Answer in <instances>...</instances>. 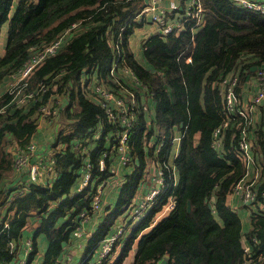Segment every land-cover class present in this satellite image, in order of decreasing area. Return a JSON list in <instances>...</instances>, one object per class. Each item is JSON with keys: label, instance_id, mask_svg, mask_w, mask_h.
I'll use <instances>...</instances> for the list:
<instances>
[{"label": "trees", "instance_id": "16d2710c", "mask_svg": "<svg viewBox=\"0 0 264 264\" xmlns=\"http://www.w3.org/2000/svg\"><path fill=\"white\" fill-rule=\"evenodd\" d=\"M200 1L203 22L195 32L190 31L193 21L178 32H153L137 55L130 42L142 24L134 16L144 0H0V264L23 253L27 233L32 245L25 264H63L72 231L81 224L79 214L90 207L95 189L88 184L76 191L81 168L89 161L97 166L114 135L110 132L125 125L123 116L130 127L125 154L131 167L122 168L117 201L104 208L103 222L87 229V251L94 252L137 192L152 187L148 163H160L177 135V154L172 163L167 159L177 183L168 178L161 198L174 195V210L150 225L159 209L153 205L101 264H122L131 249L129 264L162 259L166 264H264V259L256 260L264 248V211L251 214L245 236L258 242L245 253L240 218L226 202L246 170L238 148L241 126H248L252 157L261 166L256 202H264V120L245 124L240 116L225 114L223 96L228 78L236 76L238 100L257 68L264 67V15L234 0ZM59 36V48L17 80L25 64ZM113 61L117 68H127L131 79L126 83L120 78L134 95L132 102L128 95L123 98L128 105L123 112L94 90L100 84L121 93L108 76ZM102 102L110 104L115 120ZM49 103L56 110L50 123L58 127L42 152L53 151L57 177L46 188L32 190L30 185L24 191L25 175L14 172V153L8 147L24 146L33 138L39 109ZM217 127L219 145L214 147ZM78 141L87 144V153L75 148ZM159 145L164 146L156 152ZM148 168L150 182L145 181ZM38 236L46 239L40 261Z\"/></svg>", "mask_w": 264, "mask_h": 264}, {"label": "built area", "instance_id": "2783aa9c", "mask_svg": "<svg viewBox=\"0 0 264 264\" xmlns=\"http://www.w3.org/2000/svg\"><path fill=\"white\" fill-rule=\"evenodd\" d=\"M161 0H144V5L137 11L134 19L137 21H150L154 24L155 30L161 35L168 34L172 31H181L184 28V24L187 21H193L194 23L190 27L192 29L198 28L203 22V6L200 0H179L181 6H183L184 12L180 17V20L173 21L168 18V9L166 7H159L158 4ZM239 6L257 12L264 15V2L257 0H234ZM63 36L57 37L51 43L43 48L41 52L34 55L29 60L24 68L20 72V76L17 80L26 77L33 67L46 55L54 53L60 46ZM92 72V71H91ZM129 71L127 68H117L116 61L109 67V77L119 88L121 93H115L112 89L103 88L100 84L95 85L94 90L97 95L100 94L106 100L110 102L112 106L119 109L121 112L127 109L128 105L124 106V99L127 95L130 96L131 102L133 101L134 95L129 91L124 83L120 81V78L124 79L125 82H130ZM96 79L102 82V78L96 74ZM236 76L228 78V85L224 91V103H225V114L230 113L240 116L243 118L245 124H253L255 117L259 110H264V67H259L254 74L255 89L250 96L248 103L238 105L237 97L234 93L233 86L236 83ZM131 80V79H130ZM124 98V99H123ZM110 104L102 102L101 105L107 108V112L111 120L114 119L113 112L111 111ZM56 113L55 108L49 103L40 107L39 109V120H47L50 122L49 117H54ZM125 122V125L117 126L113 132H110L113 137L108 140L105 144V149L102 151L101 156L98 158L97 166L89 161L85 162V165L81 168V180L76 188V191L82 190L92 181L95 182V189L90 202V207L87 210L80 212L79 219L81 224L78 225L73 231L72 236L74 238H81L85 232V222L90 220L94 213L98 211L103 201V191L105 190L106 179H104L100 172L106 170L108 174H113L114 168L112 167V158H117L118 165H126L130 163V157L125 154L127 148V139L130 131L129 123L125 121V117L121 118ZM39 122V121H38ZM52 124V123H51ZM55 128V122H53ZM226 121L221 126H224ZM220 126V127H221ZM220 127H217L213 132V146L216 147L219 144V131ZM248 126H241V136L238 142V148L241 152V159L245 166L244 175L235 183L232 187L231 193L237 194L240 198V203L243 204L249 214L255 211H264V202H256L257 189L261 182V166L255 162L252 157V139L250 133H248ZM110 138V136H108ZM179 136H174L170 139V145L166 149L164 157L160 163H153L157 168L152 166L151 182L152 187L133 200L127 207L126 211H130L133 218H142L148 214V211L153 205H156L158 213L151 221L150 225H153L157 219L162 215L173 211L175 208V201L172 195H166L164 199L163 193L165 189L166 178L172 174L174 177V168L171 167L167 159H170L171 155H176L179 145ZM175 144V146H174ZM164 145L155 147V151L159 152L162 150ZM75 148L81 151V153H87V144L83 141L75 143ZM174 149V150H173ZM14 153L13 157V170L17 175L24 174L27 185L24 191H30L29 186H32V190L35 187H47L51 184L52 180L56 177L57 172L55 170V160L52 153H41L38 151V143L32 138L26 145L18 146L14 145L12 150ZM114 162V161H113ZM115 163V162H114ZM20 180V177L18 178ZM240 194V196H239ZM10 202H8L9 204ZM13 211L10 210L9 214ZM123 212L114 220V227L108 232V234L102 239L97 246L98 258L95 264H101L103 258L109 254V252L120 243L123 236L127 233L126 223L122 222L124 216ZM4 226L8 225V221L5 220ZM252 243L256 244L255 237H252ZM247 240H243V250L245 253L251 251V245L247 244ZM23 256H16L10 264H25V254L29 251L32 245L30 237H25L23 240ZM13 244H11V250L13 252ZM264 257V249L259 253L258 259Z\"/></svg>", "mask_w": 264, "mask_h": 264}, {"label": "crops", "instance_id": "0c3cea01", "mask_svg": "<svg viewBox=\"0 0 264 264\" xmlns=\"http://www.w3.org/2000/svg\"><path fill=\"white\" fill-rule=\"evenodd\" d=\"M160 3L162 4V7H166L168 10V18L169 19H173V21H178L180 20V17L181 15L183 14L184 12V9H183V6H181L180 4V1L179 0H161ZM159 5V4H158ZM201 26V25H200ZM198 26V27H200ZM197 28H195L196 30ZM194 29L191 30V32H195ZM153 26L148 24V23H145L143 26H139L137 27L135 30H134V33L133 35L131 36V42H130V46H132V49L133 51L139 55L140 54V51H141V43L143 42V40L148 36L150 35L151 33H153ZM4 33V31H3ZM145 33V34H144ZM135 34V35H134ZM144 34V37L143 39L141 40L140 39V36ZM132 38H133V43H132ZM137 41L139 44L138 46L136 45V42L134 41ZM139 47V48H137ZM255 89V84H254V76L253 78L251 79L250 81V84L249 85H245L243 86L242 88V91L240 93V95L238 96V100L240 101V105L241 104H246L248 103L249 99H250V96L252 95L253 91ZM258 121L260 122L261 120H264V110H259L258 111V114L257 116L255 117V121ZM56 133V130L54 128V124L48 122L47 120H39L38 122V125H37V129H36V132L33 136V138L37 141L38 143V151L41 152V153H44L42 151H44L47 146H48V141H51L53 140V134ZM14 146L13 147H8V149H10L11 151L13 150ZM51 149V147H50ZM51 151V150H50ZM53 152V151H52ZM50 152V153H52ZM53 154V153H52ZM115 166L117 167V169L119 170L120 172V180L124 178V175H123V169L122 168H130L131 167V163H128L126 165H118L117 163V158H115ZM56 170V168H55ZM57 172V170H56ZM81 172V171H80ZM81 174V173H80ZM57 177V175H56ZM55 177V178H56ZM54 178V179H55ZM170 178L172 180V184H176L177 183V176H176V172H174V177L172 176V174H170L167 178H166V181L167 179ZM53 179V180H54ZM52 180V181H53ZM145 181H148L150 182V173H149V168H148V171H147V174L145 176ZM90 184H95L94 181H92ZM114 190L111 192V194L109 195L108 197V200L105 198V200H103V203L101 204L102 205V208L100 211H98V217H94L95 220L93 221L92 218L86 223V227L87 229L89 228V226L92 224H96L94 226V229L97 227L98 224L102 223L103 222V213H104V208L106 206H109V207H112L115 202L117 201V197L119 195V190H120V186H117L115 185L114 186ZM169 187V181H168V186L167 188ZM110 191L108 189H106V193ZM104 192L105 190L103 191V198H104ZM145 192H147V190H145L144 192L141 191V192H137L136 193V196L134 195L132 199H137V197L141 196L142 194H144ZM174 197V201H175V196L172 195ZM229 197H227V202H228V199ZM231 203L227 204L233 212H235L239 218H240V221H241V231L243 232L242 234V238H241V245L243 247V240L246 239L247 241V244L251 245L252 244V240L250 238H246L245 234L246 232L249 230L250 228V219H251V214H249L247 208L240 203L239 200H237V198H232L231 199ZM103 204H105L103 206ZM210 206H211V203H209ZM98 218V219H96ZM91 223V224H90ZM114 221L112 222V225L110 226V228L108 229V231L103 235V237L97 242V246H99V243L102 241V239L108 234V232L110 230L113 229L114 227ZM87 229L85 230V232L83 233V235L81 236V238H74L73 242L71 245H69L71 242L68 243V245H66V249L68 251H66V253H64L61 257V260L63 261V264H95L96 263V260L99 256L98 254V248L94 246V252L92 250H89L87 251V238H86V235H87ZM86 234V235H85ZM128 234V232L126 233V235ZM30 233H27L24 237L26 236H29ZM125 235V236H126ZM38 240V250L40 251V254L38 256L39 257V261L41 260L42 258V254L43 252L45 251V248H46V239L43 237V236H38L37 238ZM257 240V238H256ZM258 240L255 242L257 244ZM13 245L15 244V242L12 243ZM264 249V248H263ZM133 249H131V253H128L127 255V262H131L132 260V256H133ZM73 252V253H72ZM261 252V251H260ZM259 252V253H260ZM254 253V252H253ZM258 253V255H259ZM21 255L23 256V253H21ZM26 255V254H25ZM258 255H257V261H260V260H263L264 257L262 258H259L258 259ZM125 262V261H124ZM251 264L250 261L246 260L244 261L243 264Z\"/></svg>", "mask_w": 264, "mask_h": 264}, {"label": "rangeland", "instance_id": "374dc122", "mask_svg": "<svg viewBox=\"0 0 264 264\" xmlns=\"http://www.w3.org/2000/svg\"><path fill=\"white\" fill-rule=\"evenodd\" d=\"M172 1V0H171ZM159 7H162V4L159 2V5H158ZM165 7V6H164ZM145 23H148V24H150V25H152L153 26V30H155V26H154V24L152 23V22H150V21H145V20H143L142 21V24H141V26H143ZM136 29V28H135ZM145 34V33H144ZM144 34H142L141 36H140V39L142 40L143 39V37H144ZM135 35V34H134ZM134 42H136V45L138 46V42L135 40ZM132 43H133V38H132ZM137 48H139V47H137ZM57 127H58V124L57 123H55V130L57 129ZM219 145V144H218ZM217 145V146H218ZM174 146H175V144H174ZM216 146V147H217ZM174 150V149H173ZM172 157H173V155H171L170 156V163H172ZM113 161H115V158H112L111 160H110V163L112 162L113 164H112V167L114 168V172H113V174L111 173V174H108V172L106 171V170H102L101 172H100V175L104 178V179H106V187H105V192H104V198H103V200H105V198L108 200V197H109V195L111 194V192L114 190V186L115 185H117V186H120V182L122 181V180H120V172H119V170L117 169V167L115 166V163L113 162ZM153 166V167H155V168H157L152 162H149L148 163V166ZM106 189H108V190H110V191H108L107 193H106ZM229 198V200H228V202H227V200H226V202H227V204H229V203H231L232 201H231V199L232 198H237V200H240V198L238 197V195L237 194H232L231 192H229L228 193V195H227ZM239 196H240V194H239ZM102 203H103V201H102ZM8 204V202L5 204V205H7ZM4 205V206H5ZM105 204H103V206H104ZM101 208H102V205L100 206V208L98 209V211H100L101 210ZM34 213V212H33ZM132 213L130 212V211H125V213H124V216H123V218H122V222H124V223H126V226H127V232L129 233L130 231H131V229L138 223V221L140 220V218H133L132 217V215H131ZM94 215H95V213H94ZM93 215V216H94ZM93 216H92V220L94 221L95 220V218H93ZM158 220V219H157ZM156 220V221H157ZM91 221V220H90ZM89 221V222H90ZM88 222V223H89ZM87 223V224H88ZM86 224V225H87ZM91 224V223H90ZM33 225H31V227H32ZM87 229V227L85 226V230ZM73 253V252H72ZM129 253H131V250H129ZM122 264H129V262H127V258L125 259V262H123Z\"/></svg>", "mask_w": 264, "mask_h": 264}, {"label": "water", "instance_id": "95a60500", "mask_svg": "<svg viewBox=\"0 0 264 264\" xmlns=\"http://www.w3.org/2000/svg\"><path fill=\"white\" fill-rule=\"evenodd\" d=\"M256 69V65H253L251 67V70H255ZM65 197V195L63 196V198ZM210 206V204H208ZM187 210H190V204L189 202H187ZM157 264H166V259H162L160 262H158Z\"/></svg>", "mask_w": 264, "mask_h": 264}]
</instances>
